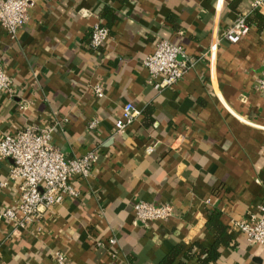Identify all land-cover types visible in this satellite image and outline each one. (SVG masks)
<instances>
[{"label":"crops","instance_id":"1","mask_svg":"<svg viewBox=\"0 0 264 264\" xmlns=\"http://www.w3.org/2000/svg\"><path fill=\"white\" fill-rule=\"evenodd\" d=\"M249 4L36 0L14 37L0 25V61L13 81V96L0 91V135L52 128L50 141L67 158L98 151L87 177L70 179L76 194L42 219L25 228L0 221V264H56L57 250L66 264H158L177 245L171 264H202L197 245L209 248L215 237L206 225L211 210L231 241L209 264H264L261 247L230 226L264 216V95L254 89L264 69V19H253ZM241 12L249 31L235 43L220 38L210 61L211 40ZM258 13L264 17V5ZM96 22L110 37L92 51ZM161 38L180 44L189 64L178 82L157 90L142 61ZM127 102L139 116L116 135ZM93 119L97 126L87 128ZM10 165L0 159V206L15 208ZM138 200L169 203L173 215L136 223Z\"/></svg>","mask_w":264,"mask_h":264},{"label":"built area","instance_id":"2","mask_svg":"<svg viewBox=\"0 0 264 264\" xmlns=\"http://www.w3.org/2000/svg\"><path fill=\"white\" fill-rule=\"evenodd\" d=\"M36 0H0V25L14 37L19 27L27 23L29 10ZM264 0H250V11H259ZM245 12L238 13L231 23L224 28L221 35L212 39L207 55L211 61L220 38L230 43L237 42L250 28ZM110 37L109 28L96 22L92 25L88 46L97 51ZM142 64L148 71L147 82L155 89L174 85L186 73L189 59L184 54L180 44L160 39L154 50L147 54ZM12 78L4 70L0 61V91H6L13 96ZM94 95L100 98L104 95L99 85L92 86ZM254 89L264 95V69L256 79ZM20 107H23L20 104ZM139 116V111L131 102L121 109L120 116L115 120L114 133L121 135ZM98 119H93L87 128L94 129ZM52 128H37L25 126L14 133L0 135V159L11 160L8 179L18 185L20 198L15 208L0 206V221L15 223L17 227L25 228L33 220H40L44 212L57 203L65 195H75L76 191L70 183L73 176L87 177L92 165L97 161L96 149L82 157L67 158L63 151L54 146L51 139ZM153 150L148 146L147 151ZM6 182L0 183V188ZM134 222L144 224L153 220H166L173 215V206L169 203L155 205L151 202L138 200L132 204ZM230 226L239 230L247 242L259 245L264 252V216L251 215L250 221L233 220ZM115 239L110 238V245ZM98 244H101L98 242ZM56 264H66L62 251H54Z\"/></svg>","mask_w":264,"mask_h":264},{"label":"trees","instance_id":"3","mask_svg":"<svg viewBox=\"0 0 264 264\" xmlns=\"http://www.w3.org/2000/svg\"><path fill=\"white\" fill-rule=\"evenodd\" d=\"M253 19L262 20L264 17L258 13V11H254ZM249 22L250 19L247 18ZM206 225L210 228H213L215 231L214 242L209 248H206L202 245H197L198 252L197 257L200 263L209 264V262L215 261L219 256L218 248L220 246H227L230 244V235H228L227 227L220 220L219 213L215 210H211L207 216ZM182 250L181 246H175L172 251H170L166 256H164L158 264H171L177 254Z\"/></svg>","mask_w":264,"mask_h":264}]
</instances>
